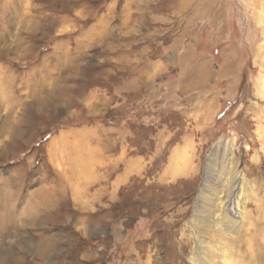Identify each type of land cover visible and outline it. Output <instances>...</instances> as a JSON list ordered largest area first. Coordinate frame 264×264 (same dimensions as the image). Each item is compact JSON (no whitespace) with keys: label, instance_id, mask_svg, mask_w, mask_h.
Returning <instances> with one entry per match:
<instances>
[{"label":"rangeland","instance_id":"374dc122","mask_svg":"<svg viewBox=\"0 0 264 264\" xmlns=\"http://www.w3.org/2000/svg\"><path fill=\"white\" fill-rule=\"evenodd\" d=\"M220 262L264 264V0H0V264Z\"/></svg>","mask_w":264,"mask_h":264},{"label":"bare ground","instance_id":"6f19581e","mask_svg":"<svg viewBox=\"0 0 264 264\" xmlns=\"http://www.w3.org/2000/svg\"><path fill=\"white\" fill-rule=\"evenodd\" d=\"M217 149V150H216ZM214 151H213V156L217 153V151L219 150V148H216ZM241 200V199H240ZM237 201V206L239 205L240 206V202L238 201V200H236ZM234 204V203H233ZM237 210H238V212L239 213H241L240 211H241V209H239V207L237 208ZM236 212V211H235ZM215 218V217H214ZM224 248V247H223ZM227 251V250H226ZM218 252V251H217ZM216 252V253H217ZM196 253V252H195ZM221 258V257H220ZM225 258V257H224ZM227 261V260H226ZM261 261V260H260ZM216 262V261H215ZM234 262V261H233ZM221 263V262H220ZM219 263V264H220ZM217 264V263H216ZM222 264V263H221ZM225 264V263H224ZM253 264V263H252Z\"/></svg>","mask_w":264,"mask_h":264},{"label":"crops","instance_id":"0c3cea01","mask_svg":"<svg viewBox=\"0 0 264 264\" xmlns=\"http://www.w3.org/2000/svg\"><path fill=\"white\" fill-rule=\"evenodd\" d=\"M199 71H201V68L200 69H198V71L197 72H199ZM202 74V73H201ZM192 80H193V78H192ZM191 83H194L193 81H190V84Z\"/></svg>","mask_w":264,"mask_h":264}]
</instances>
